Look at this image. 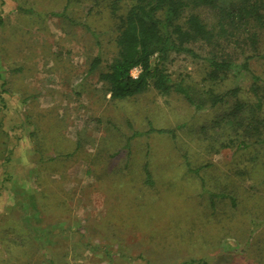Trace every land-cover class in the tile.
Instances as JSON below:
<instances>
[{"label": "rangeland", "instance_id": "1", "mask_svg": "<svg viewBox=\"0 0 264 264\" xmlns=\"http://www.w3.org/2000/svg\"><path fill=\"white\" fill-rule=\"evenodd\" d=\"M108 5L0 0V264H264L254 256L264 249V193L229 178L240 187L232 190L234 205L211 207L184 164L212 163L200 171L208 181L245 162L261 184V151L221 146L230 131L212 121L230 104L196 109L177 92L153 89L110 99L98 79L115 53ZM62 10L69 19L50 14ZM198 12L211 20V9ZM258 33L249 73L236 77L245 97L251 74L264 85V27ZM190 46L206 56L203 46ZM95 55L103 61L89 73ZM166 67L199 93L224 89L204 79L202 58L172 53ZM150 124L180 127L174 139L140 134L125 146V137ZM147 158L151 186L143 182ZM246 238L252 243L243 248Z\"/></svg>", "mask_w": 264, "mask_h": 264}, {"label": "trees", "instance_id": "2", "mask_svg": "<svg viewBox=\"0 0 264 264\" xmlns=\"http://www.w3.org/2000/svg\"><path fill=\"white\" fill-rule=\"evenodd\" d=\"M223 1L108 0L109 13L116 25L113 36L115 53L98 73V79L113 100H123L153 89L161 95L177 92L196 109L205 105H231L226 107L219 119L212 121L214 127L230 131L227 141L220 144L223 147L235 145L239 151L258 147L263 158L259 162L263 183L260 184V179L252 176L253 167L249 168L241 161L234 162L232 174L212 177L206 181L200 171L212 166V163L200 165L185 158L186 171L199 177L201 193H206L209 204L216 208V202L220 204L225 200L234 205L236 199L232 190L238 186L229 178H235V182L252 184L256 192L264 193V85L260 75L251 74L247 98L237 82L243 71L249 73V61L258 54L256 44L259 40L258 31L264 27V0H236L229 4ZM123 2L126 7L121 11ZM206 8L212 10L210 21L198 12ZM25 11L33 12L32 9ZM50 14L70 18L65 10ZM2 23L3 18L0 16V25ZM91 34L94 35V31ZM196 43L206 48V56L199 55L190 46ZM181 52L205 60L207 69L204 79L210 84H221L224 89L217 90L210 86L199 93L181 79L174 81L166 62L172 53ZM102 61L100 55H95L88 72L97 70ZM133 70H136L135 75L132 74ZM179 127L154 128L150 124L146 131H133L125 137V146L129 147V141L140 134L166 133L174 139L175 130ZM212 147L208 146L209 149ZM149 161L148 158L144 161L142 172L143 182L151 186L155 183V176ZM246 241H243L241 247L245 248L252 243L249 238ZM255 250L254 256L264 258L263 248ZM193 263L207 264L203 259H189L180 264Z\"/></svg>", "mask_w": 264, "mask_h": 264}]
</instances>
